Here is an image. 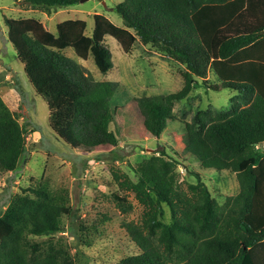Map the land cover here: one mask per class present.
<instances>
[{
	"label": "trees",
	"instance_id": "1",
	"mask_svg": "<svg viewBox=\"0 0 264 264\" xmlns=\"http://www.w3.org/2000/svg\"><path fill=\"white\" fill-rule=\"evenodd\" d=\"M17 1L51 14L82 0ZM115 9L124 27L96 14L92 36L80 20L61 23L56 35L33 18L5 21L11 34L21 35L18 61L37 95L57 109L55 97H70L75 143L119 147L121 127L112 125L121 109L112 103L126 87L95 80L66 54L72 50L80 60L92 59L107 76L114 69L107 37L126 54L140 42L185 68L179 91L132 98L152 138L160 139L168 124L178 121L175 105L200 85L233 90L240 98L229 111H203L184 123V153L205 169L237 178L239 193L224 204L201 174L165 151L132 166L134 180L114 172L119 192L133 194L143 208L139 222L123 224L138 252L120 264H264V150L258 148L264 145V0H126ZM211 71L216 85L210 83ZM27 134V124L20 123L0 93V175L18 169ZM181 167L195 176L196 184L183 188ZM115 199L122 213L133 211L125 196ZM72 213L65 194L33 180L0 217V264H77L69 244L56 237Z\"/></svg>",
	"mask_w": 264,
	"mask_h": 264
},
{
	"label": "rangeland",
	"instance_id": "2",
	"mask_svg": "<svg viewBox=\"0 0 264 264\" xmlns=\"http://www.w3.org/2000/svg\"><path fill=\"white\" fill-rule=\"evenodd\" d=\"M103 1L88 0L48 14L17 0H0V93L10 110L19 116L20 123L28 126L27 152L23 161L14 173L0 175V217L11 199L32 185L33 180L48 182L52 190L65 194L73 208L72 215L63 219L65 231L56 237L69 244L77 264H120L138 252L123 224L139 222L143 208L133 194L119 192L114 172L127 174L134 180L132 166L165 151L167 157L175 158L191 172L201 174L219 204H224L227 198L236 196L240 190L235 174L205 169L181 147L184 123L191 122L203 111H229L235 102L240 101L239 94L233 90L215 91L200 85L186 100L175 105L178 121L169 123L160 139L150 137L132 98L179 91L183 86L181 75L185 68L140 42L126 54L114 38H106L105 44L113 55L114 64V69L107 76L98 71L92 59L80 60L72 50L66 53L95 80H109L126 87L119 91L112 103L113 108L119 106L121 109L112 125L113 129L121 127L119 147L93 149L75 143L71 139L68 117L70 97L63 94L55 97L53 103L61 106L57 109L37 95L18 61V48L23 45L21 35L10 33L6 19L33 18L54 35L61 23L80 20L86 22V34L92 36L96 14L105 16L118 27H124L115 8L126 0ZM209 80L211 85H216L217 79L212 71ZM61 109L65 114L60 115ZM33 129L37 131L33 132ZM260 148L264 150V146ZM179 180L184 189L197 183L195 176L188 174L183 167L179 168ZM116 195L125 196L134 205L133 211L122 213L117 206Z\"/></svg>",
	"mask_w": 264,
	"mask_h": 264
},
{
	"label": "water",
	"instance_id": "3",
	"mask_svg": "<svg viewBox=\"0 0 264 264\" xmlns=\"http://www.w3.org/2000/svg\"><path fill=\"white\" fill-rule=\"evenodd\" d=\"M88 0H82L81 3H85L87 2ZM100 2H104L103 0H99Z\"/></svg>",
	"mask_w": 264,
	"mask_h": 264
},
{
	"label": "crops",
	"instance_id": "4",
	"mask_svg": "<svg viewBox=\"0 0 264 264\" xmlns=\"http://www.w3.org/2000/svg\"><path fill=\"white\" fill-rule=\"evenodd\" d=\"M20 4H22V3H20ZM45 26V25H44ZM46 27V26H45ZM9 77V76H8ZM10 77H12L11 75H10ZM7 84V83H6Z\"/></svg>",
	"mask_w": 264,
	"mask_h": 264
},
{
	"label": "built area",
	"instance_id": "5",
	"mask_svg": "<svg viewBox=\"0 0 264 264\" xmlns=\"http://www.w3.org/2000/svg\"><path fill=\"white\" fill-rule=\"evenodd\" d=\"M264 146V145H263ZM261 147V146H260ZM259 146H258V148H260Z\"/></svg>",
	"mask_w": 264,
	"mask_h": 264
}]
</instances>
